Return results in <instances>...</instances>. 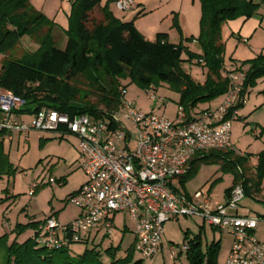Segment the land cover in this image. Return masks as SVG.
I'll list each match as a JSON object with an SVG mask.
<instances>
[{
    "label": "trees",
    "instance_id": "trees-1",
    "mask_svg": "<svg viewBox=\"0 0 264 264\" xmlns=\"http://www.w3.org/2000/svg\"><path fill=\"white\" fill-rule=\"evenodd\" d=\"M199 2V34L196 39H189L199 45L201 54L197 55L182 43H170L165 33H158L154 41H148L135 28L134 20L120 21L107 5L99 9L101 19H95L92 13L99 8L101 0L71 1L69 25L62 29L65 45L58 48L54 38L56 24L34 10L29 0H0V55L4 56L0 66V90L9 91L23 101L11 113L32 116L41 109H49L70 117L79 114L100 116L103 113L101 108L112 111L119 106L120 88L125 89L120 81L128 79L146 91L159 82L167 83L179 95L177 106L183 109L187 120H192V111L198 104L210 102L228 90L229 81L222 74L225 52L221 37L223 23L241 17L250 18L259 5L253 0ZM174 25L177 26V21ZM24 36L31 38L37 49L23 52L20 57L12 56V51ZM183 53L186 54L185 60ZM193 59H202L207 70L202 84L195 82L180 66L182 61ZM243 63L250 67L244 75L241 96L246 95L247 89L264 76V55ZM241 107L239 104L235 108ZM1 113L0 110V116ZM4 133L1 130L0 137ZM250 157L249 154L240 156L234 149L199 153L190 161L189 172L181 178V183L184 184L201 164L221 161L223 169L233 176L231 187L225 190L226 195L241 185L244 197H254L261 192L264 150L257 155L254 172L247 169ZM15 171L0 139V178ZM37 226L38 223L17 224L14 231L19 235L25 228L36 230ZM33 235L21 243L16 237L8 243V233L1 236L0 264H106L104 255L112 258L109 264L143 262L142 259H133V248L125 258L119 259L115 257L119 246H110L102 251L93 241L90 243L93 247L72 256L69 247L46 249L37 246ZM199 238L197 235L185 244L188 263L217 264L220 242L211 241L203 250Z\"/></svg>",
    "mask_w": 264,
    "mask_h": 264
},
{
    "label": "built area",
    "instance_id": "built-area-1",
    "mask_svg": "<svg viewBox=\"0 0 264 264\" xmlns=\"http://www.w3.org/2000/svg\"><path fill=\"white\" fill-rule=\"evenodd\" d=\"M114 6L121 13L136 7L134 0H115ZM194 62L203 64L202 59ZM225 76L229 86L223 102L192 120L186 119L181 107L172 120L136 110L125 101V89L120 88L119 106L112 111L101 108L100 116L70 117L41 109L30 123L12 121L11 110L23 101L0 90V110L5 114L0 131L26 135L32 130L46 131L77 140L86 180L68 201L79 209L78 217L66 224L53 216L45 217L33 235L36 245L58 249L90 244L99 235L101 239L110 237L115 228L114 218L122 213L134 224L133 251L146 259L158 252L166 221L180 216L200 217L214 230L231 236L224 264H264V241L252 234L258 220L233 213L244 198L241 185L231 190L225 204H212L208 190L190 196L172 186L173 180L189 172L190 161L197 154L234 149L231 123L237 118L239 109L235 107L245 101V95L241 96L244 75L230 70ZM146 92L154 101V95ZM53 182L54 178H49V183ZM39 185H31L30 196Z\"/></svg>",
    "mask_w": 264,
    "mask_h": 264
},
{
    "label": "rangeland",
    "instance_id": "rangeland-1",
    "mask_svg": "<svg viewBox=\"0 0 264 264\" xmlns=\"http://www.w3.org/2000/svg\"><path fill=\"white\" fill-rule=\"evenodd\" d=\"M160 1L161 3L159 7L136 18L134 25L138 26L145 35L147 33V36L151 35L148 32L153 29V27H161V29H164L161 30V32L165 33H168L166 32L167 30H171V36L170 39H168L171 43H182L185 48V45H188L192 51L196 52V54H200L199 45L194 44L192 40H189L190 38L196 39L199 34V0ZM29 3L34 10L42 13L46 19L56 24L57 29L54 32L56 46L58 48H63L66 38L62 34V29H67L69 25L71 1L29 0ZM101 4L104 6L109 4L112 10L115 8L114 2L112 4V0H102ZM92 16L97 20L101 19L99 9H95ZM175 21H177V26L174 25ZM179 25H182V29ZM143 28L145 30H143ZM181 35H184V39ZM221 36L227 43L225 47V67L227 66L228 68L231 66H229V59L231 56L239 60H244L243 56L247 57L249 51L247 47L245 49V46L242 45H240L237 54H235L236 43L230 38V31L227 28L224 27L222 29L221 27ZM26 38L28 39L22 40L23 42L12 51V56L20 57L23 52L28 51L26 48L27 43L32 41L31 38ZM154 40L155 37L150 38L149 41ZM33 46L35 47V45ZM32 49L33 47H29V50ZM241 49L244 54L240 52ZM182 56L183 58H186L185 53H183ZM180 66L194 81L205 80L206 74H204L200 66L190 65L186 61H182ZM120 83L125 88V101L131 103L134 109L145 113L162 115L171 120L176 117L178 108L177 101L179 97L177 92L171 89L167 83L159 82L157 85H153L149 89V92L154 95V101L150 100L147 97L146 90L139 87L136 83H132L128 79H122ZM259 86L264 87L263 84H259ZM253 98L254 95L249 97L250 102ZM223 99L224 96L221 95L210 102L200 103V106L201 108H206L210 105L214 110L223 102ZM263 108L264 102L263 104L256 106L252 113L255 114V118L263 116ZM22 119L27 121L26 123L32 121V117L29 115L24 116ZM252 122H254V120L246 125L244 131L241 127L235 131V121H232L231 134L234 133V139L236 135L240 147L244 149V147L249 146L250 150L257 152L261 146L260 139L255 138L252 133L256 131L261 133L262 128H259L257 124ZM262 134L264 135V132H262ZM53 135V132L32 130L28 135V140H26V135L24 133L18 138L14 136L12 141H9L7 136L5 138L4 152L8 157V161L13 165L18 166L13 174L0 178V195L8 196L0 201V237L6 232L1 221L6 220L11 226L8 243H11L15 237L20 243L27 238H31L35 229L25 228L19 233V235H16V232L14 231L16 225L20 224L25 226L32 223V219H40L42 221L45 216H50L51 210L53 212L59 211L57 219L62 224L71 222L78 217L79 209L68 201L69 196L67 197V195L69 194V191H71L75 181L79 178H85L80 167L81 161L75 166L67 168L62 160V156L65 151L74 149V142L72 140L58 141L57 139L40 140V138ZM232 141L233 139L231 142ZM48 154L52 155V157H45ZM40 158L44 159L39 161ZM49 166L52 167V178L53 176L56 177L63 173L67 174L72 171L73 173L68 176V182L66 184L62 185L53 182L52 185H49V178H47L48 173L46 171ZM33 182L40 185L43 182V185H39L40 187L37 188L34 195L30 196L29 191ZM231 184L232 174L223 169V162L221 161L212 164H201L196 172L189 177L184 184L181 183V179H175L172 181V186L179 193H189L188 195L190 196L199 190L206 191L210 188L209 195L212 204L216 203L217 199L221 201L222 204L226 203L223 199L224 191ZM5 189H8L13 195L9 196L10 194L7 193ZM260 194V198L244 197L233 213L239 211L241 214H248L251 218L260 220L259 226L256 230V236L260 241H264V187H262V192H260ZM260 194L256 196H259ZM4 214L6 219L3 218L5 217ZM124 226H126V228ZM114 227L115 228L110 237L101 239V235H99L95 239L94 245L97 246L98 249H102V251L110 246H119L116 250L115 257L123 259L133 248L134 235L132 231L134 224L128 215L120 213L114 218ZM197 235L200 237L199 239L203 250H205L206 245L213 240L220 242L217 264H224L229 252L228 250L232 244L231 236L229 234L221 233L218 229L214 230L200 217L184 216H180L178 219L168 220L164 223L162 235L163 249L159 250L153 257L146 259H143L138 253L133 251V259H142V264H189L184 246L190 239ZM253 236L256 238L254 233ZM91 247H93L92 244H73L69 247V253L72 256H77L81 254L85 248ZM171 247L173 248V253L176 255L175 258L172 257L173 253L170 249ZM103 259L106 264H109L112 258L104 255Z\"/></svg>",
    "mask_w": 264,
    "mask_h": 264
},
{
    "label": "crops",
    "instance_id": "crops-1",
    "mask_svg": "<svg viewBox=\"0 0 264 264\" xmlns=\"http://www.w3.org/2000/svg\"><path fill=\"white\" fill-rule=\"evenodd\" d=\"M114 1L115 0H112V4H113ZM101 2H102V0H101ZM134 2H135V6L136 7L133 8L131 11L126 12V13H121V12L117 11L115 8H114V10H112L109 4H106V5L108 6L109 10L111 11V13L113 14V16L115 18H117V19H119L120 21H123V22H128V21H131V20L135 21L136 18H138L139 16L145 14L148 11H152L153 9L159 7L160 3H161L160 0H134ZM253 2L254 3H258L259 5H258V9L255 12V14H253L250 18H248V19H244L242 17L241 18H237L235 20L225 22L224 25L222 26V29L225 27V28H227L230 31V38L233 39L235 41V43H236V45H235V52L236 53L235 54H237V51L239 50L240 45L245 46L244 47L245 49L247 47V49L249 51L247 57L243 56L244 60H239V59L233 58L231 56L230 59H229V62H230L229 66L230 65L231 66L228 67V68H227V66L225 67L224 63H223L222 74L224 76H225L226 72H228L230 70H235L236 73L245 75V73L249 69L250 65L249 64H244L243 62L251 60V59L255 58L256 56H258L260 54L264 55V1L253 0ZM102 7H104V5H102L100 3L99 8H97V9H100ZM136 15H137V17L135 18ZM180 27L182 29V25ZM135 28L148 41L150 40V38L155 37L156 34H158V33H165V32H161V30H164V29H161V27H153V29L150 30L151 32L150 31L148 32L151 35L147 36V33L145 35V33H143V31H141L138 28V26H135ZM143 30H145V29L143 28ZM166 32H168V33H165V34H167L168 35V39H170L171 30H167ZM26 37H28V36L22 37L21 40H20V43L23 42L22 40L28 39ZM181 37L184 39V35H181ZM244 40H246V42H244ZM222 41L224 42L225 47H226V45H227L226 41H224L223 38H222ZM192 42L194 44H197V42L195 40H192ZM172 44H177V43H172ZM33 45H35V47ZM185 46H186L187 50H189L190 52H193L194 54H196V52L192 51L191 48L188 45H185ZM29 47H33V49L29 50ZM37 47L38 46L35 43H32V42L29 41L27 43V47H26L28 49V51H26V52H33V51H35L37 49ZM240 52L242 54H244L242 49L240 50ZM200 54H201V49H200ZM200 54H197V55H200ZM3 59H4V56L0 55V66H1V62H2ZM223 59L225 60V52H224ZM194 60H196V59H193V60H190V61H186V62H188L190 65L200 66L202 71L204 72V74H206V72H207L206 68H204L202 64L195 63ZM204 81L205 80H203V81H195V82L202 84V83H204ZM259 84H261V85L263 84L264 85V76L259 78V79H257L255 81V84H254L253 87L247 89V93L245 95V101H244L242 107L237 111V118L235 120V131H236V129L238 130L240 127L244 131L246 125L249 122H251L252 120H254V122H252V123L257 124V126H259V128H262V130H264V112H263V116L262 117L258 116V117L255 118L254 117L255 114H252L254 112L256 106H259V105L263 104V102H264V87L259 86ZM146 94H147V92H146ZM252 95H254V98L250 102L249 97H251ZM223 96H224V94H223ZM178 97H179V95H178ZM15 109H17V108H15ZM206 110H213V109H212V107L210 105L208 107H206V108H201L200 104H198L194 108V110L192 111V117L196 118L203 111H206ZM263 110H264V108H263ZM24 116H28V115H15V114L11 113L9 117H10V119L12 121L27 122V121H24L22 119ZM33 116L34 115H32L31 117L33 118ZM4 117H5V114L2 112L1 113L0 122L3 121ZM22 134H23V132H9V131H5L3 136L0 137L1 141L3 143V150L5 151L4 143L6 141L5 140L6 136L8 137L9 141H12L14 139V136L18 138ZM235 134H236V132H235ZM252 134L254 135L255 138L260 139L261 146H260V149L257 152L250 150L249 146L244 147V149L242 147H240V145H238L239 140H238V138H236V135H235V139H234V133L231 134V140L233 139L232 145L234 147L235 153L239 154L240 156H246L248 154L251 155V157L248 159V163H247V169H248L249 172H254L255 166L257 164V155L261 151L264 150V135L262 134V132L259 133V132L256 131V132H254ZM28 135H29V133L26 135V140H28ZM54 139H57L58 141H62V140H68L69 141V140H72L75 143V144L73 143L74 149L65 151L63 156H62L63 157L62 160L66 164L67 168H71L72 166H75L79 161H81L80 155H79V153H78V151L76 149L77 142H76V140H75V138L73 136L60 137V136L54 134L53 136L40 138V140H54ZM236 146H238V147H236ZM45 157L49 158V157H52V155L48 154ZM44 158H40L39 161H42ZM13 166L17 170L18 166H15V165H13ZM46 171L48 173L47 174V178H50V177L52 178V172H51L52 171V167L49 166ZM72 173H73V171L72 172H68L67 174L63 173V174H61L59 176H56V177L53 176V178H54L56 183H59V184L63 185V184H66L68 182V176L71 175ZM85 180H86L85 178L84 179L83 178H79L77 181H75L74 184H73V187H72L71 191H69V194L67 195V197L70 196L71 194H73L74 192H76L79 189V187L85 182ZM232 181H233V176H232ZM33 183H35V182H33ZM41 185H43V182H42ZM49 185H52V183H49ZM231 185L229 187H231ZM40 186H38V187H40ZM262 187H264V178H263V181H262L261 192H262ZM228 188H226V189H228ZM207 190L210 193V188H208ZM6 192L10 194L9 196L13 195V193H10V191L8 189H6ZM6 197H8V196L0 195V201L4 200ZM260 197H261V194L259 196L253 197V198H260ZM217 198H218V196H217ZM223 199H224V201H227V199H228V196L226 195L225 191H224ZM216 202L221 203V201H219L218 199H217ZM58 214H59V211H56V212H53L52 210L50 211V216H53L56 219H57ZM235 214L240 215V216H248V217H250L248 214H244V213L241 214L239 211H235ZM4 216H5V214H4ZM45 217H47V216H45ZM3 218L6 219V216L3 217ZM32 220H33L32 223H38L39 224L41 222L40 219L39 220L32 219ZM259 223H260V220H258V222H257L256 229L252 232V234L254 233L255 236H256V230H257V228L259 226ZM1 224L6 229L5 233L10 234L11 233V229H10L11 226L8 224V222L6 220H3V221H1ZM256 238L259 240V238L257 236H256ZM161 249H163V243H161V245L159 247V250H161ZM170 249L172 251V247ZM229 250H230V248H229ZM172 253H173V251H172ZM228 254H229V252H228ZM172 257L173 258L176 257L175 253H173ZM227 257H228V255H227ZM227 257H226V259H227Z\"/></svg>",
    "mask_w": 264,
    "mask_h": 264
}]
</instances>
